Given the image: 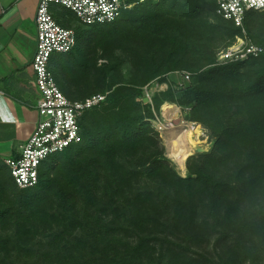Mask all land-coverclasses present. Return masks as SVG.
I'll list each match as a JSON object with an SVG mask.
<instances>
[{"label":"trees","instance_id":"1","mask_svg":"<svg viewBox=\"0 0 264 264\" xmlns=\"http://www.w3.org/2000/svg\"><path fill=\"white\" fill-rule=\"evenodd\" d=\"M165 1L183 5L167 13ZM215 9L214 0H161L90 26L54 16L77 39L50 59L58 87L73 101L107 96L81 117V143L46 160L35 187L20 189L0 161V264H264V54L219 65L215 49L231 46L239 28L210 22ZM98 47L142 61L141 80L83 89L99 80ZM259 64L245 82L242 66ZM183 69L187 84L167 82ZM154 82L167 89L151 106L143 89ZM166 103L191 105L187 121L213 125L212 151L189 159L186 177L149 124L151 107Z\"/></svg>","mask_w":264,"mask_h":264},{"label":"built area","instance_id":"2","mask_svg":"<svg viewBox=\"0 0 264 264\" xmlns=\"http://www.w3.org/2000/svg\"><path fill=\"white\" fill-rule=\"evenodd\" d=\"M158 0H40L35 16L36 49L32 61L35 85L40 93L37 121L28 140L20 147L16 158H6L3 162L20 189L35 187L39 182L42 165L50 157L61 153L71 146L81 143L80 119L84 112L99 106L106 94L93 95L85 100L73 101L67 98L57 85L52 72L50 59L59 54L72 51L76 45L74 28L60 25L54 18L52 7L61 6L69 10L76 20L86 26L103 25L118 19L124 10ZM215 13L225 20L232 21L242 28L248 11L264 10V0H214ZM237 40L218 54L219 63L259 57L264 47L247 41L244 37ZM181 78L179 84H187L190 74L175 72ZM157 82L145 87L144 100L151 102L156 92L165 91Z\"/></svg>","mask_w":264,"mask_h":264},{"label":"crops","instance_id":"3","mask_svg":"<svg viewBox=\"0 0 264 264\" xmlns=\"http://www.w3.org/2000/svg\"><path fill=\"white\" fill-rule=\"evenodd\" d=\"M40 0H0V161L16 158L37 121L32 61Z\"/></svg>","mask_w":264,"mask_h":264},{"label":"rangeland","instance_id":"4","mask_svg":"<svg viewBox=\"0 0 264 264\" xmlns=\"http://www.w3.org/2000/svg\"><path fill=\"white\" fill-rule=\"evenodd\" d=\"M151 3H152V5H159V4H161V0L153 1ZM164 5H165L166 12L173 14V13H179L178 10L181 8L183 3L177 2L174 5L170 1H165ZM134 7H132L130 10L134 9ZM52 11H53L54 16H57L59 13H62L63 15H67L70 17L73 16V14L69 10H67L61 6L52 7ZM206 16L209 19V21L212 22L213 24H217L219 26H222L223 23H221L220 18L218 17V15L215 12L210 13L207 11ZM74 25L77 26L78 24L75 22ZM229 28H230V25H229ZM238 30H239V34L237 37L242 36L247 41L252 42V43L254 41H261L262 43H264V11L263 10L257 11V12L250 14L246 18V24L244 22L243 27L239 28ZM93 35H94V33H93ZM236 38L234 39L235 41L237 40ZM230 40L231 39H229L226 43L230 42ZM94 44H95V40L93 39L92 42L90 43V49L94 48ZM225 44H222L219 48L215 49L214 54L216 56H218L220 51H222L226 48ZM104 46H105V48L109 47V45H107L106 43L104 44ZM139 47H141V46L139 45ZM139 47H137V48L139 49ZM98 48L95 50L94 55L91 53V58L95 59L94 68L96 70H99V73H96V71L94 72V75H93L95 77L94 79L98 78L100 81L96 80L92 84L84 86L83 89H88L89 87L94 89V87H92V85L94 86L95 85L94 83H97V82H99V84L101 82V85H105V84H107L108 81H110V79H116V80L120 81L121 83L138 82L139 80H141L140 78L143 76L142 74L144 73V72L142 73V66H143L142 61L135 60V58L131 57L129 54L125 53L120 48L113 49L111 47V48L104 49V50H102V48H99V49ZM198 57L199 56H196V55H195V59L193 57L194 62L198 59ZM156 61L158 62V60H156ZM245 61H247V59L244 58V59H238V60H235V61H232L229 63H236V62L239 63V62H245ZM217 63H219L218 60H217ZM225 64H228V63H223V64H219V65H225ZM259 66H260V64L253 67V68H251L249 66L248 67L242 66V68H243L242 73H243L245 82L253 81L254 69H257ZM208 67L209 66H205L202 70H205ZM150 71H152V70H150ZM182 71L189 73L190 77H191L192 71L190 69H183ZM98 75H99V77H98ZM168 78H169V82L172 84H174L176 82L180 83V81H181L180 76L176 73H174L170 76H167V82H168ZM164 84H166V83H163L161 85H163L165 87ZM150 86H151V84L149 86H146V87H150ZM143 102H144V100H143ZM144 103H149L152 106V101L150 102L149 100H147V102H144ZM175 105L180 110V114H179L180 118L184 119L185 121H186V117L193 114V110H192L191 105L190 106L186 105V106H182V107L178 104H175ZM151 111L153 113V118L149 119V122H150L149 124L154 129V131H156V133H157V138L159 141V147L162 149V152H163V158L165 159V161L169 164V166L175 171V173L178 176L186 177L187 176L186 162L193 157L197 158L201 155L209 154L212 151V147L214 144L213 128H212L213 125L212 124L204 125L203 123H199L200 125H197L195 123L194 130L189 137V144H190L191 149H192V154H190L188 156V158L186 159L185 167H184L185 172L183 173V172H181L179 166L171 158H169V156L167 154V148H166L167 146H166V142H165V136L161 130L162 125L165 124V122L162 118V115H161L162 107H161V109H159V111H156L153 107H151ZM173 124L177 125L178 120L173 121ZM55 158H56V156L54 155V156L50 157L49 159H50V161H53ZM0 233H1V228H0Z\"/></svg>","mask_w":264,"mask_h":264},{"label":"bare ground","instance_id":"5","mask_svg":"<svg viewBox=\"0 0 264 264\" xmlns=\"http://www.w3.org/2000/svg\"><path fill=\"white\" fill-rule=\"evenodd\" d=\"M179 108L172 103H166L162 106V118L165 124L161 130L165 136L167 154L180 168L181 172H185V162L192 149L189 144V137L194 130L195 123L185 121L180 118ZM178 120V124L174 125L173 121Z\"/></svg>","mask_w":264,"mask_h":264},{"label":"water","instance_id":"6","mask_svg":"<svg viewBox=\"0 0 264 264\" xmlns=\"http://www.w3.org/2000/svg\"><path fill=\"white\" fill-rule=\"evenodd\" d=\"M144 102H147V100L145 99Z\"/></svg>","mask_w":264,"mask_h":264}]
</instances>
